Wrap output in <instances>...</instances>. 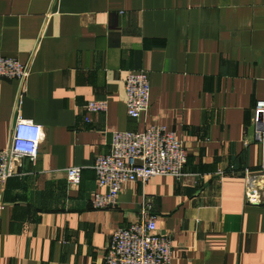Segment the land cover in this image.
<instances>
[{
    "label": "crops",
    "instance_id": "0c3cea01",
    "mask_svg": "<svg viewBox=\"0 0 264 264\" xmlns=\"http://www.w3.org/2000/svg\"><path fill=\"white\" fill-rule=\"evenodd\" d=\"M0 55L29 68L18 98L0 81V149L15 113L41 127L35 161L2 191L0 264H103L109 234L137 221L143 199L169 264H264V202L243 203V171L264 166V144L247 137L264 104V0H0ZM138 70L149 102L134 120L123 79ZM89 101L105 112L87 113ZM152 125L181 142L187 176L126 182L113 209L92 210L104 190L91 166L111 132Z\"/></svg>",
    "mask_w": 264,
    "mask_h": 264
},
{
    "label": "built area",
    "instance_id": "2783aa9c",
    "mask_svg": "<svg viewBox=\"0 0 264 264\" xmlns=\"http://www.w3.org/2000/svg\"><path fill=\"white\" fill-rule=\"evenodd\" d=\"M29 74L27 64L0 55V81H15L21 95ZM125 114L130 119L143 116L148 108L149 84L143 70L130 71L123 79ZM87 113H103L104 101H89L84 106ZM253 121L248 128L250 141L264 144V104L257 101L252 111ZM84 121H87L86 119ZM41 142V127L17 116L15 113L6 146L0 149V209L2 191L7 179L21 160L33 163ZM186 153L173 132L163 126H148L140 132H111L106 154L97 155L91 166L96 187L103 193H95L89 201L92 210H108L115 206L116 195L126 182L146 183L156 176L171 177L181 181ZM80 168L63 170L68 190L77 188ZM244 173L243 203L260 205L264 202V166L257 176ZM223 172H217L218 178ZM148 201L143 199L136 222L115 228L108 236L102 257L103 264H169L171 244L166 234L155 233V217L149 213Z\"/></svg>",
    "mask_w": 264,
    "mask_h": 264
}]
</instances>
